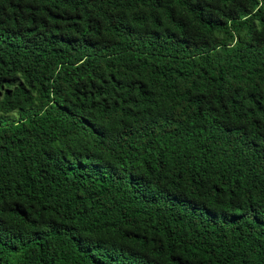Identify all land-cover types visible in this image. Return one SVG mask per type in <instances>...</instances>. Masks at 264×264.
I'll return each instance as SVG.
<instances>
[{
    "label": "trees",
    "instance_id": "trees-1",
    "mask_svg": "<svg viewBox=\"0 0 264 264\" xmlns=\"http://www.w3.org/2000/svg\"><path fill=\"white\" fill-rule=\"evenodd\" d=\"M0 264H264V0H0Z\"/></svg>",
    "mask_w": 264,
    "mask_h": 264
},
{
    "label": "rangeland",
    "instance_id": "rangeland-1",
    "mask_svg": "<svg viewBox=\"0 0 264 264\" xmlns=\"http://www.w3.org/2000/svg\"><path fill=\"white\" fill-rule=\"evenodd\" d=\"M21 113L19 111H15L9 114L0 113V124H8L18 121L21 118Z\"/></svg>",
    "mask_w": 264,
    "mask_h": 264
}]
</instances>
